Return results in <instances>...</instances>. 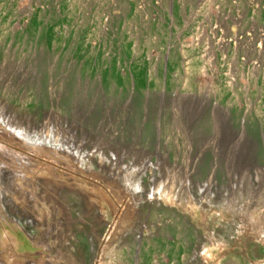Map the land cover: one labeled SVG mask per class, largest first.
Instances as JSON below:
<instances>
[{
    "label": "rangeland",
    "instance_id": "1",
    "mask_svg": "<svg viewBox=\"0 0 264 264\" xmlns=\"http://www.w3.org/2000/svg\"><path fill=\"white\" fill-rule=\"evenodd\" d=\"M0 163L2 264H264V5L0 0ZM62 175L49 256L3 240Z\"/></svg>",
    "mask_w": 264,
    "mask_h": 264
},
{
    "label": "bare ground",
    "instance_id": "2",
    "mask_svg": "<svg viewBox=\"0 0 264 264\" xmlns=\"http://www.w3.org/2000/svg\"><path fill=\"white\" fill-rule=\"evenodd\" d=\"M264 1V0H263ZM257 4L259 7H262L264 5V3L262 2V0H256ZM114 12V11H113ZM107 14L105 20H104V25L107 24V22L109 20H112L113 17H114V14L110 13V12H107L105 13ZM229 14V13H227ZM232 18V17H231ZM232 20V19H231ZM235 23V22H234ZM103 25V26H104ZM103 26H101V29H103ZM225 27V26H224ZM223 28V27H222ZM221 28V29H222ZM233 32V31H232ZM227 35V33H225ZM230 38L231 40H235V41H238L240 37H237V35H230ZM198 39V38H196ZM220 40V39H219ZM200 41V39H199ZM198 41V42H199ZM227 42V41H226ZM239 42V41H238ZM260 42V41H259ZM259 44V43H258ZM227 46V45H226ZM243 46V44H242ZM259 46V45H258ZM244 59V58H243ZM210 61V60H209ZM256 62V60H255ZM230 64V63H229ZM229 69V68H228ZM231 73V72H230ZM229 74V73H228ZM9 157L13 158V159H17L19 158L20 160H25V161H36L34 159H31V158H28L27 156H22L20 154H17L11 150H5L4 151ZM70 157V156H69ZM74 165V164H73ZM100 165V164H99ZM6 166L4 164H1L0 163V169H3L5 168ZM115 173V172H114ZM63 177V175H62ZM29 178V177H28ZM145 178V177H144ZM45 179V178H44ZM75 180L76 183H78V185L81 186V188L83 187H87V183L84 181V180H81L79 178H76L75 177H70V179L66 178V177H63L62 179H60L56 185H55V192L53 193V196L51 197L52 199H48L47 195L44 196L42 199H41V203H35V210L34 211V214L36 213V215L39 213V214H44L46 216V222L44 223L41 219L37 218V216L35 217H32V214L30 213V210H27L26 208L24 209V213L25 215H27V217L33 222V225L34 227H36V230H37V233L38 235L36 237H32L29 235L28 231L25 229L24 226H22L17 220H11L9 221L11 223V228H20L22 230V235L21 236H17L15 235L14 233H12L11 231H8V233L6 234H2V239L5 240V241H10L14 244H20V247H23L26 248L27 250L29 251H32L34 253H38L42 256H49V251L48 249L43 245V241L44 240H47L45 234H43L42 232V227L44 226H50V225H55L56 227H59L60 226V222L58 219H54L53 216L55 213H57L59 210H62L63 206H62V198H63V202L65 203V207L69 208V203L67 201V193L65 192L66 189H67V186L65 185V183H68L69 180ZM142 179V178H141ZM33 180V179H32ZM71 180V181H72ZM146 181V180H145ZM111 183V182H109ZM112 184V183H111ZM34 185V184H33ZM28 187V186H27ZM32 189V188H31ZM37 189V188H36ZM164 189V188H163ZM162 190V189H161ZM165 190V189H164ZM27 191V190H26ZM24 190V192H26ZM31 191V190H30ZM36 191V190H35ZM124 191V190H123ZM32 192V191H31ZM169 192V191H168ZM27 194L30 193L29 191L26 192ZM34 193V192H33ZM65 193V194H64ZM35 194V193H34ZM64 194V195H63ZM25 195V194H24ZM108 196V195H107ZM171 196V195H170ZM157 198V197H156ZM24 199V198H23ZM36 200V199H35ZM122 200V199H121ZM120 200V201H121ZM151 200V199H150ZM128 201V200H127ZM133 202V201H132ZM149 202V201H148ZM132 204V203H131ZM18 205V204H17ZM34 207V206H33ZM143 208V207H142ZM145 208V207H144ZM11 209V208H10ZM99 209H102V208H99ZM133 209V208H132ZM131 209V210H132ZM23 210V209H22ZM144 210V209H143ZM103 211V210H101ZM136 211V209H135ZM134 211V212H135ZM62 212V211H61ZM259 213V212H258ZM136 214V213H135ZM220 214V213H219ZM201 215V214H200ZM132 216V215H131ZM42 217V216H41ZM241 217V215H240ZM253 217V216H252ZM138 220V218H137ZM211 220V219H210ZM7 221V220H6ZM129 221V220H128ZM213 221V220H212ZM211 222V221H210ZM8 223V222H7ZM127 223V221H126ZM130 223V222H129ZM198 223V222H197ZM263 223V222H261ZM243 224V223H242ZM128 225V224H126ZM241 225V224H239ZM248 226V225H247ZM262 226V224H261ZM128 227V226H127ZM126 227V228H127ZM249 227V226H248ZM257 227V226H256ZM242 228V227H241ZM244 228V227H243ZM208 229V228H207ZM7 230H5L6 232ZM129 231V230H128ZM256 231V230H255ZM21 232V231H20ZM246 233V231H244ZM264 232V231H263ZM250 233V232H248ZM255 233V232H254ZM246 235V234H245ZM244 235V236H245ZM135 236V235H134ZM153 236V233H150L149 235H144V239H145V243L142 241V239L139 241V245L138 246H149L153 241L154 239L152 238ZM248 236V235H247ZM260 236V235H259ZM262 236V235H261ZM27 238H32L34 239L33 242H36L39 243L38 246L36 247H27L26 245H24V241L27 239ZM246 238V237H245ZM255 238V236H254ZM50 239V238H49ZM258 239V238H257ZM259 240V239H258ZM32 241V240H31ZM48 241V240H47ZM201 241V240H200ZM211 241V240H210ZM220 241V240H219ZM52 247H55V249L57 250V253H58V256L63 259L65 261V263L67 264H78L77 262L74 261V257L72 256V254L64 251V247H63V243H62V240H58L56 241L55 239H53L52 241ZM124 242V241H123ZM237 242H238V239H237ZM250 242V241H249ZM254 242V241H253ZM209 243V242H208ZM213 243V242H212ZM242 243V242H241ZM31 245V244H30ZM118 245V243H117ZM203 245V244H202ZM218 245V244H217ZM220 245V244H219ZM214 247V246H213ZM229 247V246H228ZM150 248V247H149ZM18 250V249H17ZM26 250V251H27ZM241 251V250H240ZM138 252V251H137ZM239 252V251H238ZM201 253V252H200ZM206 253V252H205ZM202 254V253H201ZM223 254V253H222ZM109 257H108V260H107V263L106 264H123L124 263V260H125V254L123 253V249H122V246H118V247H115L113 248L111 251H110V254H108ZM205 255V254H204ZM243 255V254H242ZM206 256V255H205ZM221 256H224V255H221ZM244 257V256H243ZM208 259V258H206ZM204 261V259H202ZM77 261V260H76ZM230 261V260H229ZM248 261V260H247ZM0 263H4L3 262V259L0 258ZM8 263V262H7ZM238 263V261L236 262ZM213 264V263H212ZM231 264V263H230ZM240 264V263H239ZM259 264V263H257Z\"/></svg>",
    "mask_w": 264,
    "mask_h": 264
}]
</instances>
